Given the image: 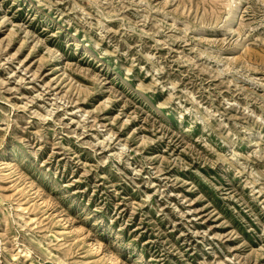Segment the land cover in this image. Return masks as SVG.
I'll return each instance as SVG.
<instances>
[{"label": "rangeland", "instance_id": "374dc122", "mask_svg": "<svg viewBox=\"0 0 264 264\" xmlns=\"http://www.w3.org/2000/svg\"><path fill=\"white\" fill-rule=\"evenodd\" d=\"M0 264H264V0H0Z\"/></svg>", "mask_w": 264, "mask_h": 264}, {"label": "bare ground", "instance_id": "6f19581e", "mask_svg": "<svg viewBox=\"0 0 264 264\" xmlns=\"http://www.w3.org/2000/svg\"><path fill=\"white\" fill-rule=\"evenodd\" d=\"M237 4V3H236Z\"/></svg>", "mask_w": 264, "mask_h": 264}]
</instances>
